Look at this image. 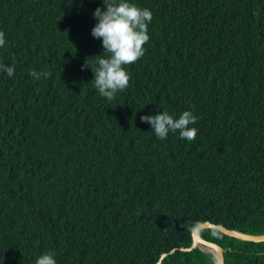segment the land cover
Listing matches in <instances>:
<instances>
[{"label":"trees","instance_id":"trees-1","mask_svg":"<svg viewBox=\"0 0 264 264\" xmlns=\"http://www.w3.org/2000/svg\"><path fill=\"white\" fill-rule=\"evenodd\" d=\"M128 2L151 40L109 101L91 69L110 55L91 35L103 0H0V264H215L180 250L199 225L264 234V0ZM164 111H191L195 140L140 120ZM202 237L264 264V243Z\"/></svg>","mask_w":264,"mask_h":264},{"label":"clouds","instance_id":"clouds-1","mask_svg":"<svg viewBox=\"0 0 264 264\" xmlns=\"http://www.w3.org/2000/svg\"><path fill=\"white\" fill-rule=\"evenodd\" d=\"M103 4L106 10L98 7L93 13L97 23L92 28L91 35L96 39H102L104 52L110 55L108 58H100L97 61L98 66L91 69L94 73L92 81L95 88L101 96L111 101L115 99L118 92L124 91L129 85L130 76L124 65L136 63L149 46L152 25L149 23L152 21V13L147 8H140L129 3L128 0H119V2L103 0ZM5 42V33L0 31V47H3ZM88 67L90 66L86 60L82 70ZM14 71V66L0 63V72L12 77ZM30 75L34 79H40L41 76L47 78L50 73L32 71ZM140 120L142 123L150 124L160 140L166 139L170 132L177 131L181 139L189 142L194 141L197 136V129L189 127L197 121V117L191 111H184L179 118H174L164 111L156 115L141 116ZM208 255L213 259L212 254ZM36 264H57V261L54 254L49 252L42 254L36 260Z\"/></svg>","mask_w":264,"mask_h":264},{"label":"water","instance_id":"water-1","mask_svg":"<svg viewBox=\"0 0 264 264\" xmlns=\"http://www.w3.org/2000/svg\"><path fill=\"white\" fill-rule=\"evenodd\" d=\"M207 229L219 230L220 232H222L223 234L231 238L239 239L242 241L254 242V243H264V234L263 235L247 234V233H243V232L236 231V230H230L224 226L212 224L211 222H206V223L199 225L193 231L192 246L190 248H181L180 250L184 252H190L193 249L198 248L204 253L212 254L215 264H225L224 250L219 245L209 242L202 237V231L207 230ZM176 251L177 249L173 250L169 254H164L162 256V259H165L167 256H169L170 254H173Z\"/></svg>","mask_w":264,"mask_h":264}]
</instances>
